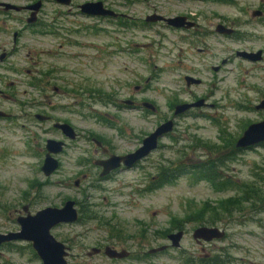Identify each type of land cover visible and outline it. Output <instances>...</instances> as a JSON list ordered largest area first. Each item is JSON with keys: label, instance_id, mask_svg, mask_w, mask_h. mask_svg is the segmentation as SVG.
I'll return each instance as SVG.
<instances>
[{"label": "rangeland", "instance_id": "1", "mask_svg": "<svg viewBox=\"0 0 264 264\" xmlns=\"http://www.w3.org/2000/svg\"><path fill=\"white\" fill-rule=\"evenodd\" d=\"M3 1L23 5L39 0ZM105 1L122 6L119 9L131 15V25L67 15V10L52 0H45L40 13L42 25L27 27V13L0 12V51H13L0 61V88L12 96L0 97V107L12 115L0 117V202L14 203L21 193L29 191L36 197L37 209L61 205L67 197L80 200L83 219L52 229L71 246L67 256L71 264H205L193 259L201 252L218 255L222 249L205 242L206 250H201L193 231L202 224L219 225L227 231L225 238L215 242L226 247L229 254L225 252L226 262L220 264H264V198L262 203L255 200L264 196V144L239 150L229 145L230 139L238 138L249 123L264 118V108H256L264 99V16L251 15L255 9L264 10V0L177 2L182 6L191 3L192 12L205 11L209 16L207 21L200 20L199 33L189 40L181 38L186 35L183 31L142 23L151 5L168 7L173 13L184 10L174 5L176 0ZM54 17L69 28H78V22L84 20L100 32L94 35L87 29L67 35L60 23L61 34H50L56 31L51 23ZM222 17L238 19L243 36L218 34L215 28ZM22 28L15 40V32ZM65 36L82 45L65 43ZM260 49L263 56L258 60L238 53ZM54 52L80 56L69 60L53 57ZM35 55L43 61L44 70L50 60L64 63L73 70L62 75L72 81H84L86 77V86L100 88V100L93 105L98 115L78 111L76 98L52 96L46 73L30 72ZM217 65L218 69L214 67ZM188 73L202 78V82L187 85ZM53 81L61 84V80ZM138 84L141 87L136 88ZM133 97L140 105L146 98L157 109L123 102ZM201 97L210 104L174 115L176 103ZM38 112L68 119L81 137L70 141L51 121L38 119ZM171 117L176 120L175 128L161 139L150 157L109 179L99 181L100 169L93 163L73 166L65 160L50 175L41 169L49 137H61L70 141V146L87 148L96 145L92 137L97 135L118 151H126L138 147L146 135ZM200 141L210 145L199 147ZM218 156L226 160L216 169L220 181L231 180L232 185L219 187L213 180L191 174L153 183L163 164L196 163ZM84 171L91 176L76 186L75 179ZM230 200H240L241 205L228 204ZM177 226L186 229L181 246L148 251L170 243L166 235ZM106 244L126 247L131 254L120 259H112L103 251L88 255L93 246ZM25 250L28 253L21 255L22 264H43L32 250Z\"/></svg>", "mask_w": 264, "mask_h": 264}, {"label": "flooded vegetation", "instance_id": "2", "mask_svg": "<svg viewBox=\"0 0 264 264\" xmlns=\"http://www.w3.org/2000/svg\"><path fill=\"white\" fill-rule=\"evenodd\" d=\"M39 1H41V7L37 13V20L34 23H29L28 22L29 17H27V20H26L28 23L27 27H29V25L30 26H37V25L43 24L42 20L40 19V13H42V9H43V5L45 3V0H39ZM39 1H37V2H39ZM52 1L56 2L61 7L65 8L67 10V13H66L67 15L75 14V15L87 17L89 19H94V20L99 19L100 21L102 19H105L107 21H114V22L118 21V22H121L120 23L121 25H125V27H129L131 25L130 24L131 15L128 12H125V11L119 9L122 6H116L115 3H113L112 5H109L108 3H106L105 0H71V2L69 4L61 3L57 0H52ZM121 1L128 2L131 0H121ZM133 1H135V0H133ZM136 1H149V0H136ZM181 1H184V0H176V2L174 3L175 6H181V8H184V10H180L177 13L169 12L170 9L168 7H165V6H157V5L149 6V8H147L146 12H144V14H143L144 15V18H142L144 20L142 22L143 26H146V25L149 26L151 24H154V25L158 24V25H162L168 29L183 31V32H185L186 35L182 36L181 38H184L185 40H189L190 37L193 36L192 34L199 33V30L201 27L200 20L207 21V19H209L208 18L209 16L207 14H205L206 13L205 11L192 12L191 11L192 4L191 3H185L182 6V4H180V3H182ZM196 1L207 2V1H212V0H196ZM213 1H226L227 2L229 0H213ZM232 1H234V0H232ZM3 2H6V1H3ZM3 2H0V12L1 11L2 12L3 11H7V12L16 11L13 9L12 10H6L5 7L2 5ZM37 2H29V3L23 4V5H19V6H23V9H21L20 11H16V12L27 13L28 15H31L32 12L34 11V9L30 8L29 6H31ZM99 2L103 3L105 9L112 10L115 14L114 15H101L98 13H90L89 11H85L83 9V6L87 3H99ZM177 2H180V3L177 4ZM256 11L260 12V15L255 16L254 14ZM251 15L254 18H262V16H264V10L263 9H255L252 11ZM150 16H154V17L155 16H162L163 18L157 19V20H149ZM177 16L186 17L184 20L183 26H174V25L170 24L169 21L167 20L169 18H173V17H177ZM237 20L238 19L230 20L228 17H222V20L217 23L215 31L218 34L225 35V36H232V37L243 36L241 31H240V26L242 24H237V22H238ZM65 22L67 23L68 21H65ZM51 23H53L56 26V31H52V32H50V34H53L55 32L57 33V35L61 34V33H59V30H58V29H60V25H59L60 23L62 26L65 27L63 30L65 31V33L67 35L70 34V35L75 36V34H80L82 31H85L87 29H90L92 31L91 33H94V35H97L100 32V29L96 28L97 26H95V25L90 26L84 20L78 22V24H79L78 28H73V27L69 28L70 25L65 26L64 21H60L58 17L52 18ZM68 23H70V22H68ZM95 23L96 22H93V24H95ZM219 25H222L224 27L223 29H225V30H231L232 33L219 32L217 30ZM24 29L22 28L20 32L16 31L15 33L17 34V36H18V34L20 36V33H22V31ZM68 37L69 36L63 37L65 43L75 45V46L82 45L81 42H79L78 40H71ZM122 51L130 52L129 49H124V48L122 49ZM12 52L13 51L11 50V53ZM69 52L73 53V51H69ZM113 52L114 51H108V53H113ZM11 53H9V51L4 48L2 50V52L0 51V61L7 59L11 55ZM36 53L38 55L39 52L36 51ZM238 53H239V51H238ZM63 56L66 57L67 59H69V58H77L80 56V54H67V53L64 54L62 52H54L53 53V57H56V58H62ZM99 56H101V53H99ZM1 57H3V58H1ZM37 57L38 56H36V55L32 56L33 67L30 68V72L31 73H34V72L46 73V78H47L46 79V85H47V87H49L53 91L54 94L52 96H69L71 98H76V104H78V106H80V109L78 111H81L82 113L86 112L88 115H90V114L98 115V112L93 107V105L95 104V102L100 100V97H101V89L100 88H97L96 86H92V85L86 86L85 85V80H87L86 77H84V81H79V80L72 81L70 78L62 75V74H64V72H67L69 70H73L72 69L73 66L68 67L64 63L58 64V63H55V61L50 60V61L46 62V70H44L43 61L41 59H38ZM92 57L97 58L95 55H93ZM34 68H35V70H34ZM74 68H78L79 70H81L80 67L75 66ZM186 75H185V80H186ZM53 80H61V84L55 83ZM186 83H187V80H186ZM192 84H197V83H191V84L187 83V85H192ZM137 87L139 88V87H141V85L138 84V85H136V88ZM0 89L2 90L0 92V97H2V99H8V98L12 97L11 94H8L4 89H2V88H0ZM46 95H48V94H46ZM128 99H130L132 102L127 103ZM205 99H206V97H205ZM145 100H148V99H146V98L142 99V105H143V102ZM123 102L126 103L127 105H131V107H141L142 106V105L137 103V100L134 97L133 98H126L123 100ZM49 103L51 105L53 104L52 98L50 99ZM176 104H178V103H176ZM176 104H175V106H176ZM208 105L209 104H207L205 106H208ZM86 106H88V107H86ZM84 108H87V110H84ZM193 108L185 111L184 113L191 111ZM0 109H3V108L0 107ZM3 110L6 111L5 109H3ZM6 112L8 115H4V116H0V117L12 116L10 112H8V111H6ZM41 113H43V112H41ZM44 114L47 116L46 120L51 121L54 127H55L54 123L57 121L70 122L66 118L65 119L57 118L52 113H44ZM181 114H183V113H181ZM168 119H170V118H167L164 121H166ZM175 125H176V120H175ZM55 128L57 130H59L63 134V136L68 138L70 141L74 140V139L77 140L82 135L77 130V128L75 126H74V128L77 131V136L75 138H71L68 135H66L61 128H58V127H55ZM57 139H62L65 142L63 148L60 151L53 153V155L58 159V163H59L58 168L61 167L62 165H64L65 160H67V162H69L73 166H76V165L77 166H84V165L93 163L94 166H96L100 169L99 177H98L99 181L111 178L116 172H118L120 170H126V169H131L133 167H138L140 165V163L144 160H147L150 157L151 153L155 150L154 149L153 151H151L149 154H147L143 158L137 160L132 166H127L124 162H122L121 165H119L118 167L113 168L112 170H110L109 172H107L105 174H102L104 167L102 166L100 161L110 158L113 154L124 155V154H127L129 152H133L139 146L134 148V149H131V150L118 151L113 145L110 144V142L107 139H104V138L97 136V135L92 137V140L96 143V145L89 146L87 148L70 146L69 145L70 141L63 139L61 137H57ZM46 148H47V141H46ZM47 152H48V149L45 153V157H46ZM70 154H72V155H70ZM45 157H44V159H45ZM70 159L72 161H70ZM41 169H42V165H41ZM90 176H91L90 173H88L87 171H84L81 177H77L75 179V181H74L75 185L76 186L81 185L83 182V179H86ZM218 179H220V178H218ZM210 181H212V180H210ZM153 183H158V179H154ZM249 196H250L249 194L246 195V197H249ZM35 198L36 197L33 196L32 193L29 191V192L21 193V195L18 196V198L15 200L14 203H6L5 201L0 202V209H1L0 210V234L8 235L7 237L3 236L5 238H2V240H0V264H22L20 262L21 255L25 256L28 253V250H25V248H29L30 250L33 251L35 257L40 258V256L38 255V253H37V251H36L31 240H28L27 238H21V237L15 236V233L19 232L22 229L21 219H23L24 217H27L29 215L36 214L38 212V210L41 209V208L40 209L35 208V203H36ZM69 199H74L76 201L75 206L79 210V219L77 221H81L83 219L84 208L79 205V203L81 202L80 200L73 198V197H67L61 205H53V206L61 207ZM77 221H73V222H77ZM73 222H60L57 225H55L54 227L62 225V224L73 223ZM202 225H206V224H202ZM209 226H219V225L213 224V225H209ZM180 229H184V231H185L184 235H185V233H186L185 227L177 226L176 228L172 229L166 235L168 237V240L170 241V243H165V245H167V247L161 251L168 250L173 246L171 238H170V234H171V232L178 231ZM221 229L225 230L224 228H221ZM226 236H227V231L225 230V235L222 238H214L210 241H205V240L199 241V239L194 237L197 240V242L200 244V248L203 251L206 250L205 242L208 243L209 245H212L213 247H217V248L222 249V250L220 251V253H218V255H213L210 251L198 253L196 255L198 258H195L193 260H195V261L199 260V261H201V263H205V264L225 263L226 260L224 258V254L226 252V255L229 257L228 251H227L226 247H219L215 242L217 240L225 238ZM58 239L63 241L60 238H58ZM64 243L68 246V250L70 251L71 246L69 244H67L66 242H64ZM107 245H112L118 249L126 248V247H120L119 248L115 244H106L104 246L100 245V246H96V247L101 248V250L98 253H100L101 251H103L105 253V247ZM91 250H92V248H91ZM91 250H89V251H91ZM89 251H88V255H92V254H89ZM130 254H131V251H130ZM110 258L120 259L117 257H110ZM124 258H126V257H124ZM31 259H32V257H31ZM41 261H42V259H41ZM42 263H43V261H42Z\"/></svg>", "mask_w": 264, "mask_h": 264}, {"label": "water", "instance_id": "3", "mask_svg": "<svg viewBox=\"0 0 264 264\" xmlns=\"http://www.w3.org/2000/svg\"><path fill=\"white\" fill-rule=\"evenodd\" d=\"M61 3L69 4L71 0H57ZM2 5L6 10H16L20 11L23 9V6L11 2H3ZM34 9L32 14L28 18L29 23H34L37 20V13L41 7V1L29 6ZM85 11L90 13H98L101 15H114L115 13L112 10L104 8L102 2L99 3H87L83 6ZM260 15V12L256 11L255 14ZM162 16H150L149 20L162 19ZM186 17L177 16L167 19L170 24L174 26H183L184 20ZM222 25H219L217 30L219 32L232 33L231 30H225ZM17 39V34H15V40ZM243 56L250 58L252 60L261 59L263 56L262 49L255 52L248 51H239ZM3 58V57H1ZM218 69V65L214 66ZM186 80L188 84L191 83H200L202 78L197 77L192 74L186 75ZM2 90L0 89V92ZM130 99L127 100V103H131ZM210 104L203 97L195 101H185L176 104L174 114L179 115L193 107H201ZM143 105L152 110H156L157 106L150 100H145ZM256 108H264V99L256 105ZM8 115L6 111L0 109V116ZM36 117L40 120H46L47 116L44 113H36ZM55 127L61 128L66 135L71 138L77 136V131L74 126L67 121H57L54 123ZM175 127V119L170 118L162 123H160L153 131L143 138L140 146L133 152H129L124 155L113 154L110 158L100 161L104 167L102 174H105L112 170L113 168L118 167L124 162L127 166H132L137 160L143 158L149 154L154 149H157L160 144V140L167 133L171 132ZM264 142V118L258 121L251 122L243 130L242 134L236 140V147L239 149H245L252 146L259 145ZM65 142L62 139H57L54 137H49L47 139V149L48 152L42 164V170L46 175L52 174L58 168V159L53 155V153L60 151ZM76 201L74 199H69L66 203L59 207L48 205L40 210L36 214L29 215L21 219L22 229L19 232L15 233L16 237L27 238L31 240L38 255L43 261V264H71L67 258L69 254L68 246L61 240H59L53 233L52 228L60 222H73L79 219V210L75 206ZM184 229L171 232L170 238L173 246H181V241L184 236ZM193 235L195 238L205 241H210L214 238H222L225 235V230L221 229L219 226H209V225H200L194 229ZM8 235L0 234V240L5 238ZM167 245L163 244L160 246L151 247L148 251L155 253L161 250H164ZM101 250L100 247H92V250L89 251V254L98 253ZM105 253L109 257L124 258L130 255V250L123 248L118 249L112 245H107L105 247Z\"/></svg>", "mask_w": 264, "mask_h": 264}, {"label": "trees", "instance_id": "4", "mask_svg": "<svg viewBox=\"0 0 264 264\" xmlns=\"http://www.w3.org/2000/svg\"><path fill=\"white\" fill-rule=\"evenodd\" d=\"M236 139L237 138H233L230 139L229 141V145L232 146L234 148V150H239V148L236 147ZM209 143H201V141L199 142V147H208ZM264 144V142L262 143ZM216 145V144H215ZM234 150H231L229 153L232 154ZM228 159V158H227ZM223 162H226V160L222 159V156H218L216 158H206V159H202L201 161L198 162H178V164H172V163H168V164H163L160 166L159 169V177L158 179V183L160 181L159 184L165 183V182H171L174 181L176 178H178L181 175L184 174H191L192 176L196 177V178H206V179H210L216 182V184L219 187H223L224 185H232V181L231 180H226V181H220V174L216 171L218 166H221L223 164ZM248 185H246L247 187ZM245 189V187H244ZM257 191V190H256ZM255 197H257V193H255ZM255 198V200H261V203L263 201L264 196L261 195V197ZM237 202L239 205H241L240 200H230L227 203H234Z\"/></svg>", "mask_w": 264, "mask_h": 264}]
</instances>
